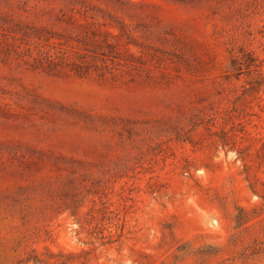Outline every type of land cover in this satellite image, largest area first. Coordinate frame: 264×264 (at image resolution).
I'll use <instances>...</instances> for the list:
<instances>
[{
	"label": "rangeland",
	"instance_id": "1",
	"mask_svg": "<svg viewBox=\"0 0 264 264\" xmlns=\"http://www.w3.org/2000/svg\"><path fill=\"white\" fill-rule=\"evenodd\" d=\"M0 264H264V0H0Z\"/></svg>",
	"mask_w": 264,
	"mask_h": 264
},
{
	"label": "trees",
	"instance_id": "2",
	"mask_svg": "<svg viewBox=\"0 0 264 264\" xmlns=\"http://www.w3.org/2000/svg\"><path fill=\"white\" fill-rule=\"evenodd\" d=\"M42 63H44V65H45L47 68H49V69H50L52 66H54V65H58L57 61H56L55 58H53L52 56H45V57H43V58H42ZM63 63H66V62H63ZM77 67H78V66H77ZM78 69H80V70H77V69L75 68V71H76L79 75H85V74H87L86 72L82 71L81 68L78 67ZM239 211H240V213L238 214L237 219H238L240 222H244V221L247 222V221H248V218H249L247 212L244 211L243 208H239ZM254 245L257 246V247H256L257 249H262V246H261L262 243H261V242H256Z\"/></svg>",
	"mask_w": 264,
	"mask_h": 264
}]
</instances>
